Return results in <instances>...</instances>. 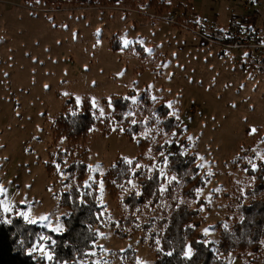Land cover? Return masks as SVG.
Masks as SVG:
<instances>
[{"label":"rangeland","instance_id":"rangeland-1","mask_svg":"<svg viewBox=\"0 0 264 264\" xmlns=\"http://www.w3.org/2000/svg\"><path fill=\"white\" fill-rule=\"evenodd\" d=\"M253 1L168 0L171 11L157 14L143 8V0L108 7L66 1L60 8L46 0H0V217L13 222L24 220L17 215L23 213L45 229L64 230L69 209L61 193L79 185L65 182L71 177L56 155L65 142L53 141V118L66 98L89 99L104 117L112 105L103 98L133 92V102L144 93L166 101L181 121L209 176L200 190L208 221L218 220L226 201L248 183L244 170L232 165L241 144L239 153H252L251 165L264 172V63L257 61L264 54V0ZM228 35L235 38L229 44ZM117 123L105 135L95 128L81 143L90 166L84 184L89 192L96 184L101 226L94 247L73 264L155 259L148 229L131 238L112 230L129 190L112 199L100 177L117 157L133 159L138 143L151 136L147 128L129 139ZM149 218L142 213L139 221ZM46 244L39 239L30 252L49 260Z\"/></svg>","mask_w":264,"mask_h":264},{"label":"trees","instance_id":"trees-1","mask_svg":"<svg viewBox=\"0 0 264 264\" xmlns=\"http://www.w3.org/2000/svg\"><path fill=\"white\" fill-rule=\"evenodd\" d=\"M46 1L55 3L53 8L62 7L66 1L72 5L88 2L105 7L116 2ZM142 4L143 8L152 9L157 14L171 11L168 0H143ZM184 22L193 30L197 27L196 23ZM234 39L228 35L224 40L229 44ZM257 61L264 63L263 53ZM132 94L103 98L104 105H112V112L104 117L95 113L89 99L80 102L72 97L65 99L53 118L52 138L54 142H65L56 154L59 166L71 177L65 182L76 181L79 187L71 185L68 191L61 193L62 205L69 209L64 218V230L55 233L21 217L4 223L0 217V264H62L63 261L73 264L87 256L98 238L101 206L96 198V184H92L94 189L91 192L84 184L90 166L86 160L88 151L81 143L95 128L101 135L107 134L118 124L117 121L122 122L120 127L129 139L142 135L147 128L151 129V136L146 135L149 139L138 143V153L129 160L130 163L117 157L100 177L112 199L129 190L120 199L123 213L116 222H111L113 232L131 238L148 229L155 252L152 264H231L234 258L242 259L244 264H264V172L262 169L261 172L252 170L250 160L253 154L239 153L242 144L235 152L232 165L244 170L248 183L226 201L220 218L209 223V203L200 193L209 176L200 167L197 153L189 149L190 140L181 121L171 113L166 101L144 93L133 102L130 99ZM181 132L184 135L178 138ZM147 148L154 152L146 154L144 150ZM142 213L150 217L145 223L139 221ZM153 222L154 229H150ZM206 229L210 236L204 234ZM154 237L158 238L157 243L152 242ZM39 239L47 243L50 260L45 261L43 255L34 257L30 252ZM189 248L191 256L186 257Z\"/></svg>","mask_w":264,"mask_h":264},{"label":"snow or ice","instance_id":"snow-or-ice-1","mask_svg":"<svg viewBox=\"0 0 264 264\" xmlns=\"http://www.w3.org/2000/svg\"><path fill=\"white\" fill-rule=\"evenodd\" d=\"M133 123H135V121H133ZM253 131H255V130H253ZM129 163H130V161H129ZM136 167H140V165H136ZM252 170H253V171L256 170V165H253V166H252ZM3 211H4V212H8L9 209H8L7 207H5V208L3 209ZM17 215L22 216L23 219H24L26 222L30 223V224H31V223H36V221L29 219V217L27 216V214L18 213ZM41 219H46V218L42 217ZM10 222H11L10 220H9V221H4V223H10ZM225 227H227V226H225ZM55 230H59V229H54V231H55ZM207 233H208V230L206 229L205 232H204V234L207 235ZM185 255H186V257H190V256H191V248L188 249V251L185 253ZM47 258L50 260L52 257H51L50 255H48Z\"/></svg>","mask_w":264,"mask_h":264}]
</instances>
